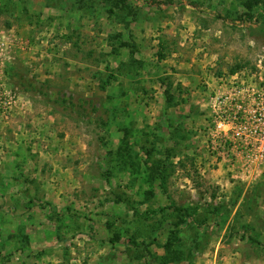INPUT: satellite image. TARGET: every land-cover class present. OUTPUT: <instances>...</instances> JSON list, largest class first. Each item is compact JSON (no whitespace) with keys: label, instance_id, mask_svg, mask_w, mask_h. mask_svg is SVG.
<instances>
[{"label":"rangeland","instance_id":"obj_1","mask_svg":"<svg viewBox=\"0 0 264 264\" xmlns=\"http://www.w3.org/2000/svg\"><path fill=\"white\" fill-rule=\"evenodd\" d=\"M0 42V264H264L263 139L218 127L264 0H0Z\"/></svg>","mask_w":264,"mask_h":264},{"label":"built area","instance_id":"obj_2","mask_svg":"<svg viewBox=\"0 0 264 264\" xmlns=\"http://www.w3.org/2000/svg\"><path fill=\"white\" fill-rule=\"evenodd\" d=\"M1 43V42H0ZM1 46V45H0ZM234 79L238 77V73L235 74ZM249 77V76H248ZM231 90L227 93H225L223 96H221L222 101L221 103H230L233 104L235 102V105L238 106V109L236 112H230L228 117L222 120L223 116L221 117V120L218 124V127L222 129V132L225 135H234L239 137H256L259 136V140L261 141L260 137H262L263 144L259 145V147L262 149L261 151H264V127L261 126V128H253L251 124L254 126L260 127V122H263L264 125V110L261 107H258L254 111V114L252 116H246L244 115L243 109L246 105V99L243 95L245 91H252V95L255 96L254 102L258 106L261 102L264 100V95L260 94V91L256 90L255 87L252 85H248L246 80L241 79V82H234L231 86ZM4 86L0 81V96L2 97L4 95ZM264 94V93H263ZM261 97V98H260ZM258 110V112H257ZM241 112V114H239ZM229 120V121H228ZM239 120V124L237 125L236 121ZM252 120V121H251ZM251 122V123H248ZM239 128V131L236 130ZM252 128V130H250ZM249 131V132H248Z\"/></svg>","mask_w":264,"mask_h":264},{"label":"trees","instance_id":"obj_3","mask_svg":"<svg viewBox=\"0 0 264 264\" xmlns=\"http://www.w3.org/2000/svg\"><path fill=\"white\" fill-rule=\"evenodd\" d=\"M233 72H235V70L233 71ZM176 240H178V236H177V232L175 231L174 232V239H173V241H169V242H167L166 243V246L168 245H172V243L174 242V241H176ZM132 243H134V244H137V243H135V242H132Z\"/></svg>","mask_w":264,"mask_h":264}]
</instances>
